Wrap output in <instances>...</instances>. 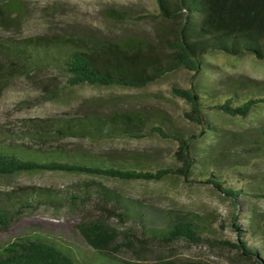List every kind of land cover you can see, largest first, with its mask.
I'll list each match as a JSON object with an SVG mask.
<instances>
[{"label":"rangeland","instance_id":"374dc122","mask_svg":"<svg viewBox=\"0 0 264 264\" xmlns=\"http://www.w3.org/2000/svg\"><path fill=\"white\" fill-rule=\"evenodd\" d=\"M154 7V0H0V142L130 165H178L171 139L136 135L154 125L183 134L199 131L181 116L188 104L170 90L172 84H188L185 69L142 87L69 86L56 68L35 66L11 50L33 38L83 47L106 41L154 43L158 29L167 27L153 16ZM203 60L200 85L214 94L264 88V60L221 52L204 54ZM205 115L226 134L212 147L210 138L197 142L200 152L214 151L213 169L264 185V107L246 117ZM23 200L34 205L17 208ZM0 206L11 213L8 225L0 228V250L17 237L45 238L77 264H253L218 241L165 242L148 230L192 221L205 235L235 241L233 224L248 235L249 221L255 219L264 232V198L234 205L208 183H190L181 175L143 181L51 170L0 174ZM86 221L115 231L105 250L84 240L77 225Z\"/></svg>","mask_w":264,"mask_h":264},{"label":"trees","instance_id":"16d2710c","mask_svg":"<svg viewBox=\"0 0 264 264\" xmlns=\"http://www.w3.org/2000/svg\"><path fill=\"white\" fill-rule=\"evenodd\" d=\"M154 2L153 16L167 24L166 28L158 29L154 43L106 41L83 47L33 38L13 45L11 50L35 66L56 68L65 75L69 86L142 87L178 69H185L190 76L188 84H172L170 90L188 104V110H183L181 116L186 122L195 124L199 131L193 135L183 134L154 125L148 133L136 135L145 137L156 133L161 138L171 139L175 145L172 157L178 165H130L81 155L74 157L57 150L30 152L26 148L0 142V174L51 170L143 181H159L166 176L181 175L190 183H208L218 195L228 198L234 205H241L249 198H264V185L248 183L241 176L229 177L216 172L209 163L211 159L214 160L210 157L214 151L205 147L200 152L197 146V142L204 138L212 139L213 143L207 142L212 147L226 137L224 130L206 117V111L246 117L251 111L264 107V88L246 92L226 90L214 94L200 85L205 70L204 54H249L256 60H264V0ZM81 129L79 127L77 130ZM132 132L129 129L128 133ZM20 205L33 206L34 202L23 200L16 207ZM108 212L113 213L112 210ZM116 215L122 216L120 213ZM10 217L11 213L0 206V228L8 225ZM249 224L248 235L233 224L237 230L235 241L205 235L192 221H177L165 229L148 230V234L165 242L180 239L218 241L235 248L240 258L253 264H264V232L257 220L253 219ZM77 228L84 240L98 251L105 250L116 237L113 229L97 221L80 222ZM0 264L77 263L48 239L17 237L0 250ZM124 264L140 263L129 261ZM151 264L196 263L160 260Z\"/></svg>","mask_w":264,"mask_h":264}]
</instances>
